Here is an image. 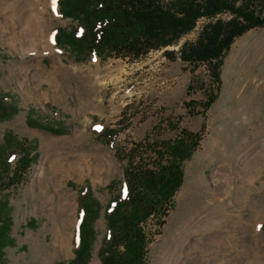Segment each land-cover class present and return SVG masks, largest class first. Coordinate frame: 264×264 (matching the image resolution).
<instances>
[{
  "label": "rangeland",
  "instance_id": "1",
  "mask_svg": "<svg viewBox=\"0 0 264 264\" xmlns=\"http://www.w3.org/2000/svg\"><path fill=\"white\" fill-rule=\"evenodd\" d=\"M57 1L0 0V97L14 109L0 120V159L6 134L33 143L37 154L23 178L0 191L14 240L3 249L6 264L73 259L85 185L99 205L87 264H101L104 208L123 184L124 168L165 164L156 152L181 130L200 141L182 163V183L145 264H264V28L234 40L217 98L203 111L207 65L193 68L179 51L209 20L164 49L175 60L160 50L136 61H78L55 45L57 28L76 25L61 17ZM106 127L120 130L111 146L95 133ZM155 225L149 220L145 228Z\"/></svg>",
  "mask_w": 264,
  "mask_h": 264
},
{
  "label": "trees",
  "instance_id": "2",
  "mask_svg": "<svg viewBox=\"0 0 264 264\" xmlns=\"http://www.w3.org/2000/svg\"><path fill=\"white\" fill-rule=\"evenodd\" d=\"M57 5L61 17L76 25L57 28L55 45L67 49L78 61L93 55L102 60H140L150 52L177 44L199 20H209L197 41L184 44L179 51V58L193 68L207 65L210 85L205 101L199 104L203 111L217 98L220 68L234 40L253 29L264 28V0H58ZM223 15L228 18L221 19ZM163 55L168 60L176 59L174 51L164 50ZM13 111L0 97V120ZM95 133L111 146L120 130L106 127ZM199 141V134L181 130L175 140L162 142L156 152L160 158L166 156L165 164L152 170L141 163L128 162L123 184L104 208L106 231L98 249L101 264L146 263L147 247L164 224L171 199L182 183V163L190 158ZM4 142L0 162L1 173L6 174L1 176L0 191L22 179L37 157L32 154L35 146L31 142H19L10 134H6ZM77 205L74 257L65 264H87L95 238L93 222L98 218L99 205L91 197L88 185L79 191ZM8 209L6 201H1L0 264H6L3 249L14 244ZM149 220L156 223L153 232L145 228Z\"/></svg>",
  "mask_w": 264,
  "mask_h": 264
}]
</instances>
